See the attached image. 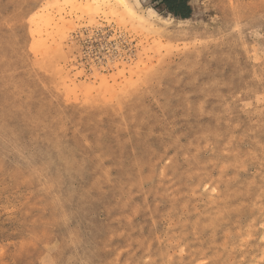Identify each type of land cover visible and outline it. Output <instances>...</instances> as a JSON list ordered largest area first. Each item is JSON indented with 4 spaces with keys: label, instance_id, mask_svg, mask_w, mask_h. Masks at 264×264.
<instances>
[{
    "label": "rangeland",
    "instance_id": "obj_1",
    "mask_svg": "<svg viewBox=\"0 0 264 264\" xmlns=\"http://www.w3.org/2000/svg\"><path fill=\"white\" fill-rule=\"evenodd\" d=\"M188 2L0 0V264H264V0Z\"/></svg>",
    "mask_w": 264,
    "mask_h": 264
},
{
    "label": "trees",
    "instance_id": "obj_2",
    "mask_svg": "<svg viewBox=\"0 0 264 264\" xmlns=\"http://www.w3.org/2000/svg\"><path fill=\"white\" fill-rule=\"evenodd\" d=\"M167 14L179 20H187L192 15V10L187 4L188 0H160Z\"/></svg>",
    "mask_w": 264,
    "mask_h": 264
},
{
    "label": "bare ground",
    "instance_id": "obj_3",
    "mask_svg": "<svg viewBox=\"0 0 264 264\" xmlns=\"http://www.w3.org/2000/svg\"><path fill=\"white\" fill-rule=\"evenodd\" d=\"M181 21H186V20H181ZM230 195V194H229ZM230 198V197H229ZM231 203V202H230ZM229 206V205H228ZM227 207V206H226ZM227 209V208H226ZM225 210V209H224ZM223 212V211H222Z\"/></svg>",
    "mask_w": 264,
    "mask_h": 264
},
{
    "label": "crops",
    "instance_id": "obj_4",
    "mask_svg": "<svg viewBox=\"0 0 264 264\" xmlns=\"http://www.w3.org/2000/svg\"><path fill=\"white\" fill-rule=\"evenodd\" d=\"M189 6H190V4H189V2L187 3ZM191 8V7H190ZM191 10H192V8H191ZM176 19V18H175Z\"/></svg>",
    "mask_w": 264,
    "mask_h": 264
}]
</instances>
